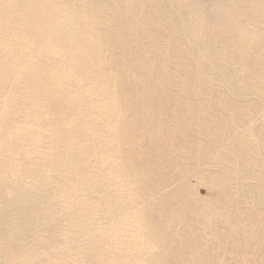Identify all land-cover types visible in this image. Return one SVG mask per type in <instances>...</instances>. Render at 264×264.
Here are the masks:
<instances>
[{"label":"bare ground","instance_id":"obj_1","mask_svg":"<svg viewBox=\"0 0 264 264\" xmlns=\"http://www.w3.org/2000/svg\"><path fill=\"white\" fill-rule=\"evenodd\" d=\"M0 264H264V0H0Z\"/></svg>","mask_w":264,"mask_h":264},{"label":"rangeland","instance_id":"obj_2","mask_svg":"<svg viewBox=\"0 0 264 264\" xmlns=\"http://www.w3.org/2000/svg\"><path fill=\"white\" fill-rule=\"evenodd\" d=\"M200 194H201V195L204 194L203 196H210V194H208V192L205 191L203 188L201 189Z\"/></svg>","mask_w":264,"mask_h":264}]
</instances>
